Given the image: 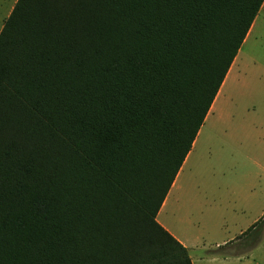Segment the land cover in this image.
I'll list each match as a JSON object with an SVG mask.
<instances>
[{"label": "trees", "instance_id": "trees-1", "mask_svg": "<svg viewBox=\"0 0 264 264\" xmlns=\"http://www.w3.org/2000/svg\"><path fill=\"white\" fill-rule=\"evenodd\" d=\"M262 2L15 0L0 264H193L156 215Z\"/></svg>", "mask_w": 264, "mask_h": 264}, {"label": "rangeland", "instance_id": "rangeland-1", "mask_svg": "<svg viewBox=\"0 0 264 264\" xmlns=\"http://www.w3.org/2000/svg\"><path fill=\"white\" fill-rule=\"evenodd\" d=\"M14 2L15 0H0V29ZM253 26L254 29L250 30L247 40L242 42L237 52L241 60L240 68L238 75L228 79V99L222 108L218 105L209 118L204 120L186 167L189 178L199 181L198 187L192 191L195 194L191 200L194 218L190 230L193 234L200 233L203 236L201 240L205 250L208 247L211 249V242L216 240L208 235L207 228L213 223H222L229 214L232 195L226 188V183L236 182L243 167L247 168L241 164L242 154L237 150L247 143L256 144L252 137V133H255L252 115L256 113L254 104L258 105L260 89L264 87V2ZM235 157L239 158L238 162ZM260 174L259 177L263 175L262 169ZM186 204L187 200L183 207ZM181 209L183 211L182 207ZM179 215L171 207L166 210L168 219L178 227L181 226ZM233 232L229 226L222 229L224 235H232ZM251 234L252 232H247L239 236L245 240ZM263 234L264 232L260 233L261 243L257 253L246 259L245 264H264ZM223 250L232 251L233 246L217 249L219 252ZM196 251L201 253L202 249L199 247Z\"/></svg>", "mask_w": 264, "mask_h": 264}, {"label": "crops", "instance_id": "crops-1", "mask_svg": "<svg viewBox=\"0 0 264 264\" xmlns=\"http://www.w3.org/2000/svg\"><path fill=\"white\" fill-rule=\"evenodd\" d=\"M256 18L257 14L253 22H256ZM253 22L244 40H247L249 33L254 29L255 25L252 27ZM240 61L239 55L236 54L204 120L209 118L211 112H213L218 105L222 108V105L228 99V79L232 76L234 77L236 74L238 75ZM263 92L264 87H261L258 105L254 104L256 113L252 115V124L255 127V133H252V137H254L256 144L247 143L241 146V149L237 150V152L242 154L241 164L245 165L247 168L243 167L244 170L236 182L226 183V188L232 195V203L230 204L229 214L227 217H224L222 223H213L207 228L208 235L216 239L211 242L214 247L212 246L211 249L208 247L205 250L204 247H202L204 246V243L201 240L203 236H201L200 233L193 234L190 230V225L194 218L191 200L192 195L195 194L192 191L198 187L199 181L189 178L186 167L190 162L200 128L157 212V220L187 247L193 264H205L206 262H209V264H245V260L249 259L250 256H254L260 247V233L264 232V222L261 225L257 223L264 214ZM235 158L236 162H238L239 158ZM261 169L263 170V175L259 177L258 174H260ZM185 200H187V204L186 207H183ZM169 207H171V210H176V212L180 214L178 217L181 222L180 227L175 225L166 216V210L169 209ZM181 207L183 208V211ZM228 226L233 229L234 234L224 235L222 233V229ZM247 232H252L251 236L248 239L242 240L239 235ZM262 239V242H264V234ZM231 245L233 246L232 251H217V249L222 246ZM199 247L202 249L201 253H197L196 251Z\"/></svg>", "mask_w": 264, "mask_h": 264}]
</instances>
